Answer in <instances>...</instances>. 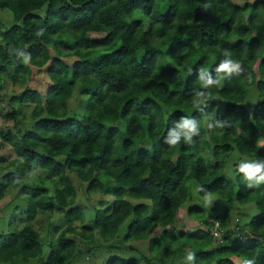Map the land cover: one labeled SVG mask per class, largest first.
Here are the masks:
<instances>
[{
    "label": "trees",
    "instance_id": "16d2710c",
    "mask_svg": "<svg viewBox=\"0 0 264 264\" xmlns=\"http://www.w3.org/2000/svg\"><path fill=\"white\" fill-rule=\"evenodd\" d=\"M0 10L13 18L0 29V118L13 123L0 130V150L14 155H0V201L37 172L52 183L24 194V225L0 233V264L40 258L30 223L54 210L65 227H51L45 264H74L97 250L118 252L106 264H140L122 252L141 241L147 256L126 251L144 264H183L189 251L195 264H264V183L248 188L230 169L241 158L264 160V0H0ZM222 50L242 72L204 89L200 77L216 78ZM40 70L45 78L35 77ZM76 90L81 114L68 109ZM199 93L210 97L197 108ZM23 107L32 108L29 117ZM182 118H195L200 132L192 144L181 135L170 146L165 139L181 131ZM193 183L198 197L210 193L225 207L207 219L190 209L203 229L176 235ZM96 193L111 201L93 207L84 225L77 195L84 202ZM250 203L257 215L230 230L229 211ZM210 220L219 223L218 241Z\"/></svg>",
    "mask_w": 264,
    "mask_h": 264
},
{
    "label": "rangeland",
    "instance_id": "374dc122",
    "mask_svg": "<svg viewBox=\"0 0 264 264\" xmlns=\"http://www.w3.org/2000/svg\"><path fill=\"white\" fill-rule=\"evenodd\" d=\"M13 25V18L11 14L7 10H0V29L3 31L9 29ZM74 60V58H70L69 60ZM68 60V59H67ZM37 76L45 78V73L40 70L37 72L35 77ZM12 86L9 85V90L11 91ZM81 96L78 90H76L73 94V97L71 101L69 102L68 109L70 112L74 110V112H77L80 114L83 112V104L81 106V109L79 110V102L78 97ZM85 101V98H83ZM83 101V102H84ZM32 108L30 107H23L22 109V116L21 117H29L31 113ZM12 122L9 120H3L0 118V130H7L10 129L12 126ZM12 151H9L8 147L5 146L3 149L0 150V155L6 156L7 159L11 160L13 158ZM240 161V162H239ZM241 162H246L245 158H241L239 160H236L235 165L231 166V170L237 171L238 167ZM38 176V177H37ZM73 177V180L78 182L76 178ZM40 184H43L44 187L50 188V185L52 186V183L49 179H46L44 174L42 172H37L35 175H31L29 177H26L25 179H22L20 186L17 189H11L9 190L8 194L5 196L3 200L0 201V233L9 234L12 233L13 230L19 229L24 224V220H21V214L23 211H25L26 208V200H24V194H29V192L35 188V186H42ZM83 186H78V188H82ZM86 188V185L84 184V190ZM80 191V190H78ZM198 187L195 183L190 185V198L191 200L189 202H186L185 205L179 210L178 212V219L175 222V229L178 233L176 235H179V232L184 230H196L201 229L202 224H200L196 218H191L190 209L195 210L193 212L194 214H197L199 216H204L207 218H211L213 211H223L225 204L222 203V201L215 197V195H211L212 199L210 203H206L204 198H200L197 196ZM50 194V192L48 193ZM88 198L85 199V201H81L80 195H77L76 204L75 206L81 208L85 213V223L84 225H88L90 220L92 219V208L98 207V208H106L109 206V203L111 201L110 196H106L100 193L91 194L87 196ZM138 203V202H134ZM8 207V208H6ZM6 208V209H5ZM5 209V210H4ZM196 209L201 210L203 213L196 212ZM3 210V211H2ZM229 229L233 230L234 227L237 224H240L241 226H247L253 217L257 215V209L255 207L254 203H250L246 206H239L237 204L234 205V207L229 211ZM21 216V217H20ZM195 216V215H192ZM18 220L19 224H17L16 221ZM132 218H128L118 229V235L117 239L115 240L116 243L120 244L123 243L122 238L125 236L126 229L131 222ZM16 222V224H15ZM21 222V223H20ZM53 225L51 226V224ZM20 225V226H19ZM30 225L33 227L34 230H36L41 239H42V255L40 258H38L35 261L32 262H23L20 259L14 260L10 264H45L46 259L49 255V247L47 242L51 239H55L56 231H61L65 227V222L62 219L61 213H58L56 210L52 212H45V213H38L36 218L30 223ZM51 227H57L53 231V228ZM75 229L79 231L82 227L81 224L76 223L74 225ZM203 229V228H202ZM213 237V236H212ZM217 241L220 239V237L215 238ZM81 246V249L84 251L86 250V247L90 246L87 244H84L82 242L78 243ZM147 246L148 242L141 241V242H129L123 245V251L122 255L124 257L129 258H135L139 261L140 264H144L140 261L139 255H133L131 252H127L126 248L133 247L134 249L141 252L142 256H147ZM118 253V252H115ZM115 253H111L106 250H97L94 255H84L79 259L77 258L74 264H106L110 257H113ZM112 254V255H111ZM234 261L237 264H242L237 259H234Z\"/></svg>",
    "mask_w": 264,
    "mask_h": 264
},
{
    "label": "clouds",
    "instance_id": "9594fccd",
    "mask_svg": "<svg viewBox=\"0 0 264 264\" xmlns=\"http://www.w3.org/2000/svg\"><path fill=\"white\" fill-rule=\"evenodd\" d=\"M222 55L224 56V59H222L215 68V72L217 74L216 78L213 79L211 75H209L206 79L203 76L200 77L202 88L209 89L212 86H221L222 82L225 79H230L233 74H241V65L239 62L231 58V53L227 50H222ZM24 62L28 63V59L26 58ZM198 71L202 72L205 70L200 69ZM198 95L203 96V99L196 101L195 107L197 108H199V105L202 104L204 100L209 99L210 93H199ZM225 126L226 122L216 123L217 128ZM206 127L211 130L213 125L210 123H206ZM180 128L181 131L179 133L174 134L171 139H165V143L170 146H176L177 144H179V139L182 135L186 144H192V137L198 135L200 132V122L198 124L195 118H182ZM238 171L243 174L245 180L248 182V188H255L258 187L260 184L264 183V160L243 162L239 165ZM211 199V194L206 193L204 197L205 202L210 203ZM195 259V252L189 251L186 257L184 258L183 264H195ZM244 264H254V261L245 260Z\"/></svg>",
    "mask_w": 264,
    "mask_h": 264
},
{
    "label": "built area",
    "instance_id": "2783aa9c",
    "mask_svg": "<svg viewBox=\"0 0 264 264\" xmlns=\"http://www.w3.org/2000/svg\"><path fill=\"white\" fill-rule=\"evenodd\" d=\"M210 224H212V236L215 239L216 237H220V226L218 222H215L213 220L209 221Z\"/></svg>",
    "mask_w": 264,
    "mask_h": 264
}]
</instances>
